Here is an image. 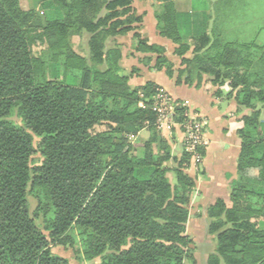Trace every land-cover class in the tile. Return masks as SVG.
Masks as SVG:
<instances>
[{
  "label": "trees",
  "instance_id": "16d2710c",
  "mask_svg": "<svg viewBox=\"0 0 264 264\" xmlns=\"http://www.w3.org/2000/svg\"><path fill=\"white\" fill-rule=\"evenodd\" d=\"M37 2L24 10L0 0V264H70L56 247L80 263L193 264L190 155L173 157L158 135L153 99L162 88L132 87L137 69L125 73L120 48L106 43L130 34L133 51L151 55L141 61L173 78L164 48L140 36L133 0ZM155 2L158 35L181 66L176 84L207 93L226 85L248 111L229 205L206 209L215 242L206 264H264V0H215L207 14ZM83 35L87 55L74 44ZM175 111L182 123L185 109Z\"/></svg>",
  "mask_w": 264,
  "mask_h": 264
},
{
  "label": "crops",
  "instance_id": "0c3cea01",
  "mask_svg": "<svg viewBox=\"0 0 264 264\" xmlns=\"http://www.w3.org/2000/svg\"><path fill=\"white\" fill-rule=\"evenodd\" d=\"M214 1L215 0H174V6L175 10L182 14H191V12L207 14L210 12V6ZM262 1L256 0V7L260 3V5H262L264 3H262ZM142 4L144 6L142 12L138 13L136 11L137 14H141L143 17V23L139 31L140 36L146 38L149 44H155L164 48L165 54H167V51L171 54L174 46L166 38L164 39L158 35L157 32L156 16L159 15L161 11L159 3H156L155 0H142ZM193 7H195L197 11H194ZM132 52L133 54H129L130 57L141 58V60L144 59V56H151L135 53L133 50ZM121 54V68L126 73L124 67L125 54H123V51H121ZM154 62V59L148 63L146 62L144 81L140 84H132L131 82L135 78L131 77L129 84L132 87H138L143 86L146 82H152L176 99L189 100L192 107L208 120L207 142H209V145L204 150L203 166L199 169L198 174L193 173V175H191L187 170L185 171L189 177L191 176L194 179L195 185L191 193L189 205L190 209L195 208L196 210L192 217L206 219V209L216 200L221 199L225 205H229L232 182L236 179V159L241 145L237 132L242 127V122L240 121V113L242 110H238L232 98H223V95L221 97L217 96V90L215 88L210 89L209 93H207L203 88L177 85L174 77L168 78L165 76L163 70L157 71L154 69ZM143 72L144 71H141L139 74L140 77H143ZM225 86L226 85L220 88L219 92L225 88L229 90L228 87ZM140 136H142V134ZM165 141L170 146L171 155L179 158L184 148L178 134L175 133V135L165 137ZM172 164L173 166L169 165V167L175 166L174 163ZM188 219H191V215H189ZM205 221L207 222V220ZM204 239H206V242L202 244L203 247L198 248V250L195 248L193 264H206L208 256L215 251V242L207 231H205Z\"/></svg>",
  "mask_w": 264,
  "mask_h": 264
},
{
  "label": "rangeland",
  "instance_id": "374dc122",
  "mask_svg": "<svg viewBox=\"0 0 264 264\" xmlns=\"http://www.w3.org/2000/svg\"><path fill=\"white\" fill-rule=\"evenodd\" d=\"M20 5L22 7V9L24 10H29V9H40L39 8V4L37 2V0H20ZM133 7L135 9V12L137 11L138 13H141L144 6L142 4V0H133ZM136 12V14H137ZM139 15V14H137ZM141 16V14L139 15ZM142 26V25H141ZM83 38H75L74 39V44L77 50H79L80 48L82 49V51H84V53L87 55V47H86V42L88 37L86 35L82 36ZM121 42V43H119ZM114 47H119L121 51H123V54H125V60H124V67L126 70V73L128 74L130 72V70L133 67H137L136 72L132 74V77H134L135 79L131 82L136 83V84H140L142 81H144L145 79V62L141 63V58H136V57H130V53L133 54L132 50H133V40L130 36V34L120 38V37H116V38H111L107 41L106 43V48H114ZM166 53V52H165ZM129 55V56H128ZM164 56L168 57L170 63L173 64V71H174V78L177 75V71L179 69H181V66L179 65V62L177 60L176 57L172 56L168 51L167 54H165ZM144 69V70H141ZM141 71L143 72V77H140L139 74L141 73ZM166 76V75H165ZM131 80V78H130ZM223 87V86H222ZM220 87V88H222ZM226 87V86H225ZM220 88H215L217 91H220ZM163 92L166 94H168V96L172 99L175 100L176 102H187L188 106H189V110L191 113H193L194 115L198 116L201 120H203L205 122V125H203V131H202V138L204 139V142L206 143L205 148L209 145V142H207V131H208V120L205 119L204 116H202L200 113H198L197 110H195L192 105L191 102L189 100H181V99H176L175 97H173L171 94H169L167 91H164V89H162ZM225 93V94H224ZM229 93V90L222 89L221 92H217L216 95L223 98H227L226 95ZM232 98V97H231ZM230 98V99H231ZM233 99V98H232ZM258 111H259V115H258V121L263 125L264 124V106H258ZM240 118L243 115H247L248 111L246 110H242V112L240 113ZM177 115H176V119H177ZM15 125L18 124L20 125L19 119L17 118H11L10 119ZM179 125L176 127H173L172 130H166V131H157L158 135L161 136L163 139H165V137L167 136H171V135H175V133L178 134L180 142H182L183 144V148H184V139L186 137L185 132L183 130V127L180 123H178ZM157 130V129H156ZM258 132L260 134L264 133V129L259 128ZM142 134V136H140ZM139 136L140 140H145L148 136V133L146 132H142ZM146 134V135H145ZM146 137V138H145ZM203 155H201V159L200 162L198 164H194V160L192 158L189 159L190 162V167L187 169V171L189 173H191V175L194 174H198L199 169L203 166ZM172 165V161H169L167 166ZM168 177L170 178V180L173 182V178L171 173L168 174ZM195 204V203H193ZM190 205V203H189ZM35 203L34 201L30 200V207L29 210L33 212ZM196 212L195 208H191L189 209V215H191V219H188L186 228H187V235L190 237V239L192 238L193 243H194V248H196V250H198V248L203 247V243L206 242V239H204L205 236V231H207V222L205 221V218H193L192 215ZM189 217V216H188ZM39 223V222H38ZM195 250V249H194ZM52 252L55 253L56 255L60 256V257H64L66 258L70 264H100L99 259L92 261V262H84V263H80L78 261V257L73 253V251L69 248H61V247H56V248H52Z\"/></svg>",
  "mask_w": 264,
  "mask_h": 264
},
{
  "label": "built area",
  "instance_id": "2783aa9c",
  "mask_svg": "<svg viewBox=\"0 0 264 264\" xmlns=\"http://www.w3.org/2000/svg\"><path fill=\"white\" fill-rule=\"evenodd\" d=\"M153 111L156 114L155 125L157 131L172 130L173 127L178 126L176 121V108H183V122L180 123L185 132L184 149L194 160V164H198L201 159V149L205 148L206 143L202 138L203 125L205 122L198 116L190 112L187 102H176L172 100L168 94L164 93L162 89L156 90L154 97Z\"/></svg>",
  "mask_w": 264,
  "mask_h": 264
}]
</instances>
